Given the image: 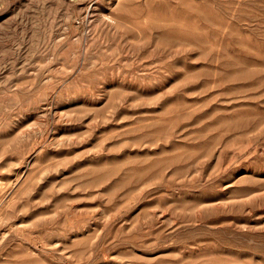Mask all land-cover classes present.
I'll return each mask as SVG.
<instances>
[{"label": "rangeland", "instance_id": "1", "mask_svg": "<svg viewBox=\"0 0 264 264\" xmlns=\"http://www.w3.org/2000/svg\"><path fill=\"white\" fill-rule=\"evenodd\" d=\"M0 264H264V0H0Z\"/></svg>", "mask_w": 264, "mask_h": 264}]
</instances>
